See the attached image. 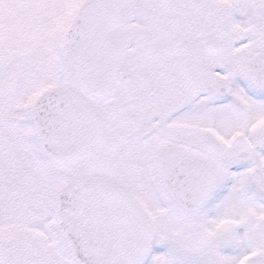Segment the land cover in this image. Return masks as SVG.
Listing matches in <instances>:
<instances>
[{"label": "snow or ice", "instance_id": "snow-or-ice-1", "mask_svg": "<svg viewBox=\"0 0 264 264\" xmlns=\"http://www.w3.org/2000/svg\"><path fill=\"white\" fill-rule=\"evenodd\" d=\"M0 264H264V0H0Z\"/></svg>", "mask_w": 264, "mask_h": 264}]
</instances>
